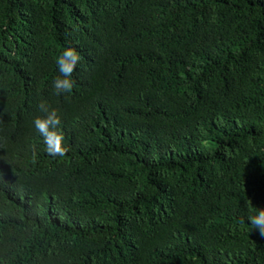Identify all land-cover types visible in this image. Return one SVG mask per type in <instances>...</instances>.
Wrapping results in <instances>:
<instances>
[{"label": "trees", "instance_id": "1", "mask_svg": "<svg viewBox=\"0 0 264 264\" xmlns=\"http://www.w3.org/2000/svg\"><path fill=\"white\" fill-rule=\"evenodd\" d=\"M261 207L264 0H0V264H264Z\"/></svg>", "mask_w": 264, "mask_h": 264}, {"label": "clouds", "instance_id": "2", "mask_svg": "<svg viewBox=\"0 0 264 264\" xmlns=\"http://www.w3.org/2000/svg\"><path fill=\"white\" fill-rule=\"evenodd\" d=\"M81 60L80 54L71 46L64 48L56 58L59 75L53 80L54 93L56 95L70 94L75 85L72 74L76 65ZM43 116L37 115L33 119V125L43 137L46 152L51 156H64L68 149L64 146V135L59 130L61 117L57 108L51 107L47 102L41 101L38 105ZM247 222L252 229L258 230V234L264 237V207H261L254 215L247 217Z\"/></svg>", "mask_w": 264, "mask_h": 264}]
</instances>
